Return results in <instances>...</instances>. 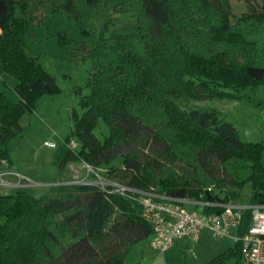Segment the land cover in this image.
<instances>
[{
  "label": "trees",
  "instance_id": "1",
  "mask_svg": "<svg viewBox=\"0 0 264 264\" xmlns=\"http://www.w3.org/2000/svg\"><path fill=\"white\" fill-rule=\"evenodd\" d=\"M242 1L245 12L232 21L224 0H0V76L15 79L17 98L0 91V159L11 165L9 144L22 132V115L41 96L59 92L29 53L28 28L61 12L83 35L74 58L89 62V93L79 95L83 113L71 111L78 148H67L61 173L75 162L109 166L110 182L201 203L189 207L203 214L264 204V145L241 141L216 109L186 111L176 103L237 97L231 92L264 83V37L257 39L264 34V0ZM83 5L96 10L99 25ZM117 15L133 22L114 27ZM101 124L107 135L99 138ZM186 152L192 163L180 156ZM118 158L121 165L113 166ZM232 158L249 163L245 179L226 170ZM66 182L72 181L39 198L24 190L0 195V264H123L132 246L152 236L135 199ZM250 214L237 210V234L251 225ZM206 264H242L240 245Z\"/></svg>",
  "mask_w": 264,
  "mask_h": 264
},
{
  "label": "rangeland",
  "instance_id": "2",
  "mask_svg": "<svg viewBox=\"0 0 264 264\" xmlns=\"http://www.w3.org/2000/svg\"><path fill=\"white\" fill-rule=\"evenodd\" d=\"M224 4L232 21L245 12L242 0H224ZM83 8L89 11L91 15L90 23L99 25L100 20L95 17L97 16L96 10L93 11L92 7L86 5H83ZM16 16H21L19 11H16ZM114 18V27H123L127 23L133 22L132 17L128 15H117ZM28 33L30 35V55L39 58L42 68L54 78L59 92L55 95L41 96L35 102L32 112L22 115L19 120L22 132L14 137L9 144L11 165L4 166L5 169H14L27 175L30 177L28 179L31 185L23 187L24 181L21 180V186L19 187L13 189L0 188V195L14 194L17 190H24L39 198L45 195L52 185L57 184L60 178L80 184L86 182L97 186H100V181L110 182L106 176L109 166L92 169L94 172L92 173L86 167V164L75 162L70 163L63 173L59 170V163L68 148L65 140L72 139L77 144V139L71 136V111L75 109L81 115L83 109L79 105V95L89 93L86 88L89 62L76 60L73 56L74 43L80 42L83 37L79 27L71 23L61 12H54L45 19L44 24L41 26L31 23ZM65 35L68 36V41L60 42V38ZM262 37H264V34L257 36V39L260 40ZM201 49L204 53H209L206 45H203ZM1 76L0 90L8 98H14L15 79L6 74L3 77ZM231 93L237 95V97L215 98L211 101L182 99L176 100V103L186 111L216 109L226 121L237 128L241 141L257 142L264 145V83L232 91ZM105 135H107V130L102 125L100 131L97 132V136L102 138ZM51 144H54V147H51ZM180 156L186 162H193L192 155L188 152ZM262 164H264V159H262ZM112 165L120 166L121 159L118 158ZM225 168L237 180L245 179L250 170L247 161L234 158L225 163ZM4 179L14 184L17 182L15 178L4 177ZM249 194L250 188L246 186L242 196L244 202L247 201ZM188 208L190 209L189 206ZM199 211L201 212V208H199ZM151 238L152 236L142 241L147 248L145 256L149 260L155 258L160 260L174 259L171 255L174 251L159 254L155 250H151L148 244ZM204 240L205 243L201 241L198 246L201 247L204 244L211 248L209 251L207 250L210 255L207 259L217 256L233 245L228 239L209 237ZM181 243H189V241L183 240ZM198 252L195 251L189 255V260L195 259ZM201 252L203 253V251ZM242 264L246 263L242 260Z\"/></svg>",
  "mask_w": 264,
  "mask_h": 264
},
{
  "label": "built area",
  "instance_id": "3",
  "mask_svg": "<svg viewBox=\"0 0 264 264\" xmlns=\"http://www.w3.org/2000/svg\"><path fill=\"white\" fill-rule=\"evenodd\" d=\"M50 146L54 147V144ZM67 147L75 150L77 144L71 140ZM4 166H7L6 161L0 159V188L13 189L21 186V176ZM86 167L94 173L92 168L87 165ZM4 177L15 178L17 182L14 184ZM83 184L93 185L86 182ZM99 187L138 202L141 216L152 228L150 246L160 254L165 253L176 240L182 238L197 242L205 231L213 238L228 239L233 245L239 244L241 258L246 264H264V204L242 207L224 205L219 213L203 214L197 209L188 208L191 205L202 206L198 202L138 193L115 182L100 181ZM130 193H137L139 196L134 198ZM241 209L250 210L251 225L239 235L237 231L240 220L237 210Z\"/></svg>",
  "mask_w": 264,
  "mask_h": 264
},
{
  "label": "crops",
  "instance_id": "4",
  "mask_svg": "<svg viewBox=\"0 0 264 264\" xmlns=\"http://www.w3.org/2000/svg\"><path fill=\"white\" fill-rule=\"evenodd\" d=\"M3 76L4 75H2L1 77H3ZM5 78H6V76H5ZM15 85H16V81L14 83V86ZM9 99H11L12 101H16L17 98L14 97V98H9ZM12 170L17 172L21 176L22 180L24 181L23 187L31 185V182L28 179L30 177L20 173L19 171L14 170V169H12ZM61 180H63V179L60 178L57 184H59ZM197 210H199V208H197ZM208 235L209 234L207 232L203 231L197 242H193L188 238H182V239L176 240L174 242V244L172 245V247H170L165 252V253H167L169 251H174V253H171V255L174 257V259H171V260H163V259L160 260L159 258L149 260L145 256V254L147 253L146 252L147 248L144 245V243L143 242L137 243L131 247V249H130L126 259L124 260L123 264H206L208 261H210L213 258L212 257L210 259H207L210 256L209 253H207V250L209 251L211 248L207 245H204V244L200 247V246H198V244L201 241L204 242L205 241L204 239L211 237L210 235L209 236ZM211 238H213V237H211ZM213 239H217V238H213ZM183 240H188L189 243H181V241H183ZM148 244H149V248L151 250H153L152 247L150 246V243H148ZM195 251H196V253L199 251L197 254V257L195 259L189 260L188 256L193 254V252H195ZM201 251H203V253ZM165 253H163V254H165Z\"/></svg>",
  "mask_w": 264,
  "mask_h": 264
},
{
  "label": "water",
  "instance_id": "5",
  "mask_svg": "<svg viewBox=\"0 0 264 264\" xmlns=\"http://www.w3.org/2000/svg\"><path fill=\"white\" fill-rule=\"evenodd\" d=\"M69 183L71 184V183H77V182H66V184H69Z\"/></svg>",
  "mask_w": 264,
  "mask_h": 264
}]
</instances>
